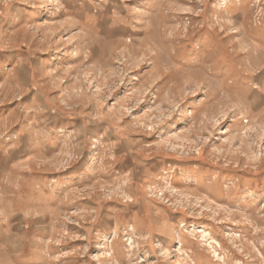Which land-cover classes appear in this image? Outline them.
Segmentation results:
<instances>
[{"label":"rangeland","instance_id":"374dc122","mask_svg":"<svg viewBox=\"0 0 264 264\" xmlns=\"http://www.w3.org/2000/svg\"><path fill=\"white\" fill-rule=\"evenodd\" d=\"M0 264H264V0H0Z\"/></svg>","mask_w":264,"mask_h":264}]
</instances>
